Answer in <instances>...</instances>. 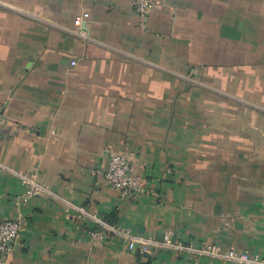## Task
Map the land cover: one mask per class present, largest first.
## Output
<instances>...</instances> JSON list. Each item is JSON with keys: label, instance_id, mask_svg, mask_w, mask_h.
<instances>
[{"label": "crops", "instance_id": "1", "mask_svg": "<svg viewBox=\"0 0 264 264\" xmlns=\"http://www.w3.org/2000/svg\"><path fill=\"white\" fill-rule=\"evenodd\" d=\"M153 3L142 26L132 0H0V159L134 232L264 256V0ZM114 150L149 192L108 185ZM25 190L0 175L5 217H27L10 264H185L93 244L56 200L19 205Z\"/></svg>", "mask_w": 264, "mask_h": 264}, {"label": "built area", "instance_id": "2", "mask_svg": "<svg viewBox=\"0 0 264 264\" xmlns=\"http://www.w3.org/2000/svg\"><path fill=\"white\" fill-rule=\"evenodd\" d=\"M132 2L140 16L141 25L145 26L147 16L154 7L153 0H132ZM89 16L87 11L76 16L75 24L78 34H85L84 24ZM75 63L76 61H72V64ZM6 121L7 118L0 111V131ZM6 173L19 178L25 185V192L15 198L19 205H24L39 196L56 200L66 209L74 223H81L87 228L90 242L93 244H106L111 241L125 243L129 250H136L143 255H153L152 246L157 245L175 251L185 264H203V258L229 264H264V256L259 253L237 247H223L217 242L196 245L192 240L185 241L176 238L173 228H168L161 240L153 235L134 232L128 225L108 221L99 211L92 209L89 205L74 202L53 191L39 180L37 173L20 171L0 159V175ZM105 178L108 185L118 190L125 198L132 199L141 193L149 192L146 177L135 172V164L130 155L121 150L111 152ZM26 224L27 217L22 211L14 217L0 216V264H10L9 253L12 243L20 237Z\"/></svg>", "mask_w": 264, "mask_h": 264}, {"label": "water", "instance_id": "3", "mask_svg": "<svg viewBox=\"0 0 264 264\" xmlns=\"http://www.w3.org/2000/svg\"><path fill=\"white\" fill-rule=\"evenodd\" d=\"M0 216L5 217V214H4V211H3L2 207H1V205H0Z\"/></svg>", "mask_w": 264, "mask_h": 264}]
</instances>
